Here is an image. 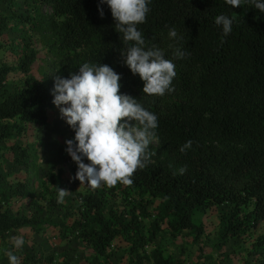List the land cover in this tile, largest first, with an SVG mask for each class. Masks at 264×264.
Wrapping results in <instances>:
<instances>
[{"label": "trees", "instance_id": "16d2710c", "mask_svg": "<svg viewBox=\"0 0 264 264\" xmlns=\"http://www.w3.org/2000/svg\"><path fill=\"white\" fill-rule=\"evenodd\" d=\"M0 1L12 10L0 13V91L12 73L24 78L21 87L0 101V164L9 153L12 167L30 166V148L13 135L22 136L32 123L49 124V112L57 107L55 78L78 72L84 62L113 67L122 74L121 92L137 97L158 116L148 165L133 174L130 185L72 188L69 197L77 200L78 208L72 221L53 222L60 237L72 232L86 243L95 254L89 264H110L109 249L120 247V238L128 244L127 264H197L166 256L157 239L162 232L178 236L184 231L198 238L204 229L193 221L195 213L228 205L221 214L217 248L242 241L249 246L237 264H252V256L264 264V13L250 0L233 8L225 0H152L146 22L138 26L146 43L174 59L176 41L168 33L175 28L190 55L174 59V91L149 96L139 74L123 62L127 45L108 5L102 18L98 0ZM220 14L234 18L227 36L215 24ZM7 34L17 37L8 42ZM37 42L44 48L42 56ZM67 127L70 139L74 131ZM189 139L192 148L182 152ZM66 140L62 149L74 180L78 166L65 151ZM181 167L186 168L183 174ZM64 171H59L60 178ZM30 193L27 181L14 192H0V239L22 228L43 232L49 220L2 209L15 195L27 199ZM145 220H150L146 227ZM148 246L155 248L148 252ZM26 260L38 263L41 258L28 255ZM45 261L52 264L55 258Z\"/></svg>", "mask_w": 264, "mask_h": 264}, {"label": "clouds", "instance_id": "9594fccd", "mask_svg": "<svg viewBox=\"0 0 264 264\" xmlns=\"http://www.w3.org/2000/svg\"><path fill=\"white\" fill-rule=\"evenodd\" d=\"M152 0H98V12L103 18L104 5L111 9L116 30L122 34L123 62L133 74L144 81L143 93L164 96L174 91L176 77L174 59L190 55L183 49V36L175 28L169 37L176 41L174 59L166 58L159 47L146 43L139 25L146 22ZM229 6H241L243 0H225ZM259 12L264 13V0H250ZM234 18L220 14L215 24L221 26L225 36L232 32ZM122 74L104 63L84 62L78 72L68 77L57 76L52 89L53 103L61 117L73 129L74 137L66 140L65 151L77 164L75 179L91 189L102 185L111 187L117 183L130 185L133 174L150 162L149 148L157 137L158 116L138 99L121 92ZM134 122V123H133ZM189 139L180 150H190ZM87 161V162H86ZM186 168L179 169L183 174ZM69 190L59 187L57 202L63 203ZM13 246L22 248L23 237H13ZM9 264H21L19 257L8 253Z\"/></svg>", "mask_w": 264, "mask_h": 264}, {"label": "rangeland", "instance_id": "374dc122", "mask_svg": "<svg viewBox=\"0 0 264 264\" xmlns=\"http://www.w3.org/2000/svg\"><path fill=\"white\" fill-rule=\"evenodd\" d=\"M24 7H22V10ZM48 9V8H47ZM0 13H12L7 7L6 2L0 1ZM17 34H7L6 40L12 41ZM39 56L44 53V48L40 42H37ZM9 52L5 53L6 58H10ZM2 53H0V57ZM41 59V58H40ZM39 65L42 60L38 61ZM24 78L21 75L12 73L7 82L5 90L0 91V101L15 88L23 85ZM50 121L48 125L41 126L30 124L25 134L22 136L13 135V140L19 143L27 144L32 152L30 166H13L6 155L5 162L0 164V192H14L17 185L23 181L30 184V196L27 199L13 197L9 205H3L2 209L8 208L14 216H23L35 214L37 218L49 220L44 222V230L39 233L30 228H22L17 232H12L7 238L0 239V264H9L8 253L16 254L21 264H50L45 258L54 256L55 261L52 264H89L88 259L95 257L90 247L80 240L72 232L66 238L60 237V231L55 228L53 222H70L73 220V210L78 208V202L75 198L69 197L73 189L84 191L89 189L86 184L77 183L70 179L68 162L66 161L62 145L68 138V127L65 119L61 117L58 107L49 112ZM2 146V143H0ZM61 168L65 171L62 178L58 176ZM56 177V181H53ZM76 182V183H74ZM59 187L69 190L63 203L57 202ZM73 188V189H72ZM15 194V193H13ZM74 196V195H73ZM123 204V202L121 201ZM229 210L228 205H223L218 209L202 210L195 213L193 221L197 226L204 229L202 235L195 238V233L184 231L178 236L170 235L166 232L157 239L156 243L160 246L166 256L184 259L197 264H237L247 253L248 244L240 242H230L222 251L217 248L219 233L221 228V214ZM67 216L65 217V215ZM52 221V222H51ZM150 220H145V227L149 225ZM48 222V223H47ZM13 237H23L25 243L22 248L13 246ZM127 242L124 238L118 240V246L109 249L110 264H127L128 254L126 253ZM155 246H148L146 250L151 252ZM39 256L41 261L38 263L33 260L27 262V256ZM215 256L216 259L208 258ZM255 258V259H254ZM261 257L252 256L251 263L259 264ZM146 264H153L148 262Z\"/></svg>", "mask_w": 264, "mask_h": 264}]
</instances>
